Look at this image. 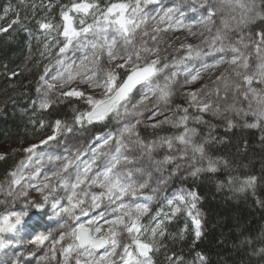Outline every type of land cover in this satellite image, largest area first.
Listing matches in <instances>:
<instances>
[{
    "label": "trees",
    "instance_id": "obj_1",
    "mask_svg": "<svg viewBox=\"0 0 264 264\" xmlns=\"http://www.w3.org/2000/svg\"><path fill=\"white\" fill-rule=\"evenodd\" d=\"M74 2L79 0H0V27L6 28L13 19H19L7 32H0V183L11 179V173L28 157L25 149L34 143L55 136L53 145L82 155L96 145L99 136L115 130L114 113L91 124L76 123L77 115L91 110L83 98L54 96L47 109L36 103L44 82L40 77H46L63 55H57L65 42L60 34L64 23L61 11ZM95 2L103 8L134 0ZM257 4L259 13L264 15V0H257ZM87 22L91 23L92 18ZM41 23L52 24L54 30L41 29ZM259 32H264V19L260 18L240 35L256 38ZM171 60L172 56L162 57L157 67L163 71ZM102 63V72L115 69L123 78L124 69H116L107 58ZM52 93L56 95L55 91ZM188 102L185 92H176L171 106L184 109ZM187 109L188 116L197 115ZM199 113V124H189L196 130L194 143L203 144L205 160H216L219 168L196 176L175 177L142 218L140 223L149 230L156 221H163L160 231L164 235L158 233L155 237L158 251L150 253L153 264H202L201 255L205 258L203 264H264V122L257 128H248L245 123L255 121L254 116L248 117V121L233 122L235 126L228 130L227 116ZM57 120L64 126L58 134L54 133ZM159 124L141 122L135 128L137 135L149 145L162 144L165 139L178 144L174 138L181 129ZM250 177L256 178L254 186L240 191ZM189 192L198 197L193 211H198L201 220L199 239L187 206L175 199L178 194ZM167 200L173 203L168 206ZM177 207L180 210L172 215ZM160 210L168 211V218L159 217Z\"/></svg>",
    "mask_w": 264,
    "mask_h": 264
},
{
    "label": "snow or ice",
    "instance_id": "obj_2",
    "mask_svg": "<svg viewBox=\"0 0 264 264\" xmlns=\"http://www.w3.org/2000/svg\"><path fill=\"white\" fill-rule=\"evenodd\" d=\"M157 0H144V3H153ZM204 8L206 15L202 16L199 21H193L189 24H183L182 21L176 22V27L183 24V27L191 30L194 24H211L214 23L213 17L219 12H223L225 8L231 12L240 10V19L235 25L236 30H242L243 27H247L249 24L254 23L257 17L264 19V15H261L256 11L255 0H202L199 5ZM67 10L61 11V17L63 20V30L60 33L64 37L63 47L59 49L57 55L65 54L69 48L75 49H89L84 51L83 55L79 59V62L73 60L65 65L64 59H60L57 63L61 66V70L57 71L55 75L51 77L52 81H60V87H66L79 77L80 83H88L92 89H101L102 98L95 99L93 96H86L82 91L75 88L69 91L63 92L62 95L67 97H86V102L91 106V110L88 112L80 113L76 116V123L80 124L84 121L91 124L94 121L104 120L109 114L115 112L116 115L120 114V109L123 108L127 113V104L125 103L129 94L132 93L137 86H141V90L147 89L153 96H157V99L167 103L168 98L171 96V77L166 78L167 82L161 86L155 83L153 77L157 75L162 69L158 68L159 57L157 59L147 61V58L142 53H148L149 55H156L159 52V48H148L143 46L147 42H142L141 47H137L135 44V34L137 29H140L142 25H146L148 20L151 19L153 24V30L159 32L161 30L156 27V24L164 23L165 21L171 22L173 19L172 14L174 8H167L163 11V14H157V16H148L144 13V9L141 4V0H134V2H120L111 3L103 8L93 0H79L74 2L70 6H66ZM196 9L193 8V11ZM7 11V10H6ZM71 13H76L75 17ZM98 13V15H97ZM91 17L92 22L88 23L87 18ZM231 20H236L233 15L230 17ZM77 22L78 25L77 26ZM19 19H13L8 27H0V32H7L9 28L14 24H18ZM224 30H233V26L229 23L228 19H222ZM41 29L54 30L53 25L50 23H41ZM211 30V29H209ZM149 33L147 29L143 31L142 35L147 36ZM195 35V33H192ZM89 36L92 39H89ZM258 40L252 42L258 62L255 65V69L249 72V56L241 50L240 47L230 46L229 50L233 55L231 58L221 57L216 60L213 64H204L202 69L196 70L190 75V78L186 79L185 83L195 82L201 75V71L218 67L222 63H228L235 66L233 72L236 80L230 81L223 73L217 77V81L223 84V95H221L220 88L217 87L215 94L219 99L227 100L228 93L230 90L240 93L243 99L248 101V111L244 109H236V106L228 105L225 111L235 110L238 113L243 112L244 115H248L249 112L255 117V121L252 123H245V127L257 128L264 122V88L257 89L254 87V83L257 85H264V32L257 33ZM153 41L156 40L155 36H152ZM224 37L221 35V30H217V35L214 37L213 47H215V41H221V47L215 49L216 51L223 52L225 48L222 40ZM47 47V45H46ZM188 48L187 57L193 56L199 57L201 51L196 48L193 49L192 45L185 46ZM243 47L246 49L249 44H244ZM107 57L109 63L116 60H122L123 63L116 64V69H124L123 78L116 72L115 69H108L102 72L100 61L103 57ZM75 65V70L73 66ZM167 67V65H164ZM102 72V74H101ZM47 74V70H46ZM176 73H172L174 77ZM41 81L47 85V89L51 90L55 87L54 84L45 80L44 76L40 77ZM119 81V83L117 82ZM158 94V95H157ZM47 96V93H45ZM193 104L199 109L200 112L208 111L213 107L211 102H204L202 99H198V94L195 92L188 93ZM148 95H144L140 103L147 100ZM253 101L255 102V108L253 107ZM191 106V105H190ZM40 107L47 109L50 107V102L45 99ZM134 108L136 105L133 106ZM185 114L179 117L178 123L185 125V130L174 139L181 145L183 149L180 159H184V154L189 149L192 151L193 156L199 154L201 159L205 158V148L203 144H196L193 141L195 135V129H188L186 121L188 119V109L182 110ZM215 111L219 113V106L216 107ZM160 114V113H158ZM199 119V118H198ZM169 120L166 118L164 121L158 123H168ZM139 123V121H137ZM158 125H153L156 127ZM235 125L231 120L228 121L227 128L231 130ZM62 122L57 120L55 122L54 133L58 134L63 129ZM134 125H126L121 133L129 132ZM69 131L71 129H68ZM55 136L48 137V140L54 139ZM115 139V148L110 154V160L104 165L101 172L97 173L93 177H89L88 173L91 171L92 164L95 163L96 157L93 156L92 162L85 166L82 170L77 172L74 182H69L65 178L60 179L61 186L66 189H71V194L67 196L68 207L59 205L58 202H53L49 205L53 210L60 208V212L74 216V210L79 208L80 205L84 204L85 198L88 199L90 208H99L103 199H107L109 204H114L116 207L112 209V212L117 213L114 218L106 219L104 213H99V219L92 218L87 221V226L84 223L78 224L77 227L73 228L68 234L71 237V242L66 247L61 248L62 255L64 256L65 264H68L70 260H74L75 264H153L150 253L158 251L155 243V237L157 236V229H152V240L151 242L143 241V225L140 223L141 217L148 212V204L138 203L135 205L125 203L124 197L130 196L133 199L137 193L146 187V183H137L133 179L132 170H123L118 166L121 161L128 162V157L122 153V149L125 147L121 139L108 137L104 139L103 143L107 145L110 140ZM264 139V137H262ZM42 143H47L42 141ZM163 143L168 145L171 150L173 148L172 139H165ZM37 146L33 145L25 151L28 153H34ZM0 159H3L0 156ZM53 157H49L52 160ZM58 159V157L56 158ZM166 161H171L172 157H166ZM71 161H68L63 165V170L67 171L68 167L71 166ZM216 171V162L208 159L207 169L195 168L191 175L196 176L201 171ZM11 175L15 178L16 173L13 172ZM35 175H39V171ZM59 173H52L51 175L45 174L44 180L48 181L52 176H58ZM256 181L255 177H250L244 181L240 188V191H244L246 187L254 186ZM87 182V188L96 186L101 189L98 193H91L83 188L81 185H85ZM12 183H19L17 179H13ZM48 188V184L44 185ZM77 189H81L77 192ZM54 189H50L52 191ZM11 195V193H9ZM190 197L191 199H186ZM181 203L187 206L188 215L192 216L193 224L195 225V237L199 239L202 235L201 220L199 218L198 211L196 209V201L198 199L195 193L189 192L187 194L180 193L175 197ZM49 196L43 195L42 202L40 201H29L24 206V210L11 211L8 214L0 217V251H4L10 247L14 242L15 237L26 231L29 227H32L35 231L39 230L40 221L43 215H46ZM169 205L173 203V200L168 201ZM29 209H34V213H30ZM180 209L175 208L172 215H175ZM81 215H88V210L80 208ZM59 215V213H57ZM33 216L36 218L33 219ZM75 219L79 220L76 216ZM99 220H104V224H101ZM31 221V224L29 223ZM160 223H163L161 221ZM160 223L157 224V228L160 227ZM107 225L105 228L104 225ZM124 233H127V237L121 239ZM160 236L164 233L161 230ZM49 239V235L41 234L37 236L36 242L43 244L44 241ZM65 235L62 234L59 240L55 243H61L64 241ZM103 249V254H99V250ZM264 253V249H261ZM7 254V253H5ZM204 257L201 255L200 260L203 264ZM0 264H10L7 259L0 260Z\"/></svg>",
    "mask_w": 264,
    "mask_h": 264
},
{
    "label": "rangeland",
    "instance_id": "obj_3",
    "mask_svg": "<svg viewBox=\"0 0 264 264\" xmlns=\"http://www.w3.org/2000/svg\"><path fill=\"white\" fill-rule=\"evenodd\" d=\"M201 2L202 0H157V2L153 3H144V0H141L144 13L149 17L157 16V14L162 15L163 11L167 10L169 7L175 9L172 14L173 19L171 22L165 21L164 23L155 25L160 29L167 30H161L159 32L154 31V22L149 19L147 24L137 29L135 34V44L137 47H141L142 42H147L143 46L148 48H159V52L156 55L142 53V55L147 58L148 62L157 59L158 56L160 64L162 57L172 56V60L170 63L168 62L167 67L153 77L155 82L153 84L154 87L155 84L163 86L167 82L166 78L171 77V96L168 98L167 103H165L164 101L158 100L157 96H153L147 89L141 90L140 86L133 96L125 102L127 104V113L123 108L119 110V115H116L114 112L116 123L114 132L99 136L96 145H93L86 154L80 155L76 151L60 149L52 143L55 138L52 140H48L47 138L30 145L29 147L33 145L37 147L34 153H28L27 159L22 163L19 169L15 171L16 177L14 178L12 176L10 180L0 183V217L11 211L24 210L25 204L29 201L35 200L42 202L43 195L49 196L48 205H45L47 213L43 215L40 221L39 230L34 232V229L29 227L26 231L19 233L10 247L6 248L4 251H0V260L7 259L10 261V264H65L61 248L66 247L67 244L71 242V237L68 234L73 228L77 227L80 223H84L87 226V221L89 219L94 217L99 219V213H104L106 219L114 218L115 215H117V213L112 212V209L116 207V205L109 204L107 199H103L99 208H90L89 201L85 198L86 202L74 210V216L60 212L59 207L53 210L49 206L53 202H58L59 205L63 207L69 206L67 196L71 194V189H66L61 186L60 179L65 178L69 182H74L77 172L80 171L82 173L83 168L92 162L94 155L96 161L92 164L88 176L93 177L103 170L104 165L110 160L111 152L115 148V139L110 140L107 145L103 143L104 139L108 137L121 139L125 145L122 149V153L128 157V162L122 160L118 167L123 170H132L133 179L137 183H146V187L141 189L134 199L130 196L124 197L125 203L128 204L135 205L138 203H146L148 204V209H150L157 199L162 198L167 185L170 184L175 177L191 175V172L197 167L207 169L208 161L205 160V158L201 159L199 154H196L194 157L190 149L186 153H183L185 158L180 159L179 157L182 154L181 150L184 146L179 143L174 144L173 148L170 150L166 143L160 144L156 142L149 145L137 135L138 131L135 128L138 127L139 123H158L164 121L166 118L169 122L160 123L159 125L171 124L175 128L181 129V133L184 132L185 125L179 124L178 120L179 117L185 113L182 111L183 109H175L171 106L173 95L176 92H185L187 102L189 101L187 108L197 112L196 116H188L187 112L188 119L185 123L188 129H194L193 125L189 124H199L201 120L199 109L188 96V93L191 92L197 93L198 99L212 103L213 107L205 112L227 116L232 122H245L248 121V117H253L250 112L248 115H244L243 112L238 113L235 110L225 111L228 105L233 104L236 106V109L242 108L245 112L248 111V101L244 100L240 93L230 90L227 100L219 99L215 94L217 87H219L221 95H223V84L217 81V77L222 73L230 81L237 79L233 72L235 66L222 63L218 67L201 71L200 77L195 82L185 83L186 79L190 78V75L196 70L202 69L204 64L211 65L221 57L231 58L233 53L229 50L230 46L240 47L246 54H250L249 72L255 69V65L258 62L254 47L252 46V42L258 40V37L254 38L249 35H240L243 30L247 29L253 23L249 24L247 27H243L242 30L235 29V25L240 19V10L231 12L229 9L225 8L223 12H219L213 17L214 23H197L193 25L191 30L183 27V24L199 21L202 16L206 15L205 9L199 6ZM209 2L211 3L212 0H209ZM255 2L256 11H258L257 0H255ZM193 8L196 10L193 11ZM76 15L78 14L73 16L75 17ZM233 15L236 17V20L230 19ZM89 18L90 17H88L87 20H89ZM258 18L259 17H257V19ZM222 19H228L229 23L233 26V30H224L223 24L221 23ZM178 20L183 22L179 29L176 27V22ZM145 28L149 33L147 36L142 35ZM218 29L221 30V35L224 37L222 43L225 51L223 52L215 50L221 47V41H215V47H213L214 37L217 35ZM192 33H195V35H192ZM152 36L156 37L155 41L151 39ZM89 39L91 40L92 37L89 36ZM244 44H249V47L245 49L243 47ZM187 45H192L193 49L198 48L201 51V55L199 57L193 56L188 58V48L185 47ZM84 51H89V49L74 50L70 47L69 50L62 55L61 59H64L65 65L73 60L79 62ZM106 58L105 56L100 61L101 69L103 68L102 61ZM112 63L116 65L123 63V61L116 60ZM59 70H61V66L57 63L46 75L45 80L54 84L55 87L48 90L47 85L43 82L36 100L39 108H41L40 105L45 99L51 104L54 96L60 98V95L64 96L62 95L63 92L69 91L72 88L84 92L86 96H93L95 99L102 98L101 89H92L89 87L88 83H80L79 77L68 86L61 88L60 81L51 80V77ZM73 70H75V65L73 66ZM172 73H176V75L173 77ZM253 86L258 90L264 88V85H257L255 83ZM53 91H55L56 95L52 93ZM45 93H47V96H45ZM144 95H148L149 98L144 100L143 103H140ZM81 98L86 100V97ZM134 105H136L135 108L133 107ZM217 106L220 108L219 113L215 111ZM255 106V102L253 101V107L255 108ZM137 121H139V123H137ZM126 125H134V127L131 128L129 132H123V136H121ZM46 140L47 143H42V141ZM49 157H53V159L49 160ZM57 157L58 159H56ZM166 157H172L173 159L171 161H166ZM68 161L72 162L71 166L68 167L67 171H64L63 165ZM214 161L216 162V160ZM218 168L216 162V170ZM37 171H39V175H35ZM54 172L59 173V175L52 176L48 181L44 180L45 174L51 175ZM13 179H17L19 183H12ZM45 184H48L49 187L45 188ZM81 188L91 193H98L101 191V189L96 186L87 188V182L85 185H81ZM50 189L54 190L50 191ZM80 190L81 189H77V192H80ZM9 193H11V195H9ZM168 201L169 200H167L166 205L169 206ZM80 208L88 210V215H81L79 212ZM29 211L30 213H34L35 210L29 209ZM57 213H59V215H57ZM168 213L169 212L166 210H160L159 217L166 216L168 218ZM146 214H148V212L141 217L140 222H142V218H144ZM76 216L79 217V220L75 219ZM35 218L36 217L33 216V219ZM161 221L162 220L156 221L152 228L157 229V235L160 231V227L157 228V224ZM99 222L104 224V220H99ZM29 223L31 224V221H29ZM104 226L107 228L106 224ZM146 227L147 226H143L144 234L141 237L142 240L147 237L152 239V229L149 230ZM41 234L49 235V239L44 241L43 244L36 242L37 236ZM62 234L65 235L64 241L55 243ZM125 237H127V233H124L121 239ZM103 251L104 250L99 251V254H103ZM68 264H75V261L70 260Z\"/></svg>",
    "mask_w": 264,
    "mask_h": 264
},
{
    "label": "water",
    "instance_id": "obj_4",
    "mask_svg": "<svg viewBox=\"0 0 264 264\" xmlns=\"http://www.w3.org/2000/svg\"><path fill=\"white\" fill-rule=\"evenodd\" d=\"M139 87H140V86L138 85L137 88L134 89V90L132 91V93L129 94V97H130V96L134 93V91L137 90ZM111 114H112V113H111ZM111 114H109L107 117H109ZM107 117H106V118H107ZM102 250H103V249H101V250H99V251H102Z\"/></svg>",
    "mask_w": 264,
    "mask_h": 264
}]
</instances>
